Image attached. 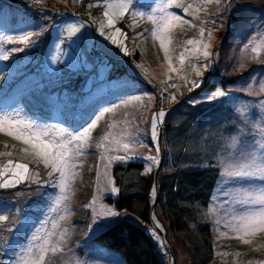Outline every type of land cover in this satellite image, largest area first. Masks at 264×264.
I'll return each mask as SVG.
<instances>
[{
    "label": "rangeland",
    "instance_id": "374dc122",
    "mask_svg": "<svg viewBox=\"0 0 264 264\" xmlns=\"http://www.w3.org/2000/svg\"><path fill=\"white\" fill-rule=\"evenodd\" d=\"M1 1L9 2V5L4 7L5 5L0 3V7H4L2 13L0 12V37L4 38L3 42H0V56L6 51L9 54L7 60L10 62L26 60L28 64L31 59L30 70L35 68V70L44 73L47 85L53 89L52 92H55V87L52 84L57 83L56 79L59 78L57 85L64 84L68 81L64 79L65 74L69 73L72 76L69 81L80 84V87L83 86L82 95L85 94V96L81 98L87 100L90 95L89 90L97 85V82L98 84L105 83L107 75L111 78V73L115 74L119 60H124L125 64L131 62L129 63L131 72H135L134 68L137 66L140 71L146 74V80L150 85H155L154 91L149 92L146 97H142L140 100H135L132 97L127 99L130 101L128 104H121V102L115 104L118 107L110 112L112 113L110 118L116 125H112L108 120L110 124L107 128H110L111 131L103 142L104 147L100 148L97 153L84 155L76 161L78 166L75 172L77 175L75 179L69 180L68 189L63 193L59 187L45 183L51 179L48 176L51 169L45 167L43 161L34 155L30 144L9 135L7 131H0V169L8 160L29 166V179L16 184L9 191H7L8 188L0 187V216L7 217V220H0V264H21V258L26 255L22 249L27 248L33 234L39 236L44 231L54 232L51 240L58 238L59 241L66 243L68 238H73L77 243L74 244L75 247L79 245L86 251L91 250L101 254L102 248L92 244L93 236L101 231L90 230L92 217L95 211L99 210L100 205L116 211L107 198L118 195V192L105 193L102 190L105 183L103 176L105 163L108 159H112L107 175L113 180L112 186L118 189L112 173L113 167L119 162L128 161L115 160V156L156 157L159 164H154L152 171L147 174L151 177L152 186L154 185L155 189V178L162 169L160 152H157L156 147L152 146L149 137L152 114L157 106L170 107L176 100L185 97L195 88H202L203 76L207 73V68L204 65L206 62L212 65L213 57L212 55L209 58L203 57L199 66L194 68L192 64L189 65L188 63L195 57L185 52L186 49H191L193 46L188 45L186 41L189 39L202 41L209 45L207 51L213 54L221 39V28L226 25V20L223 21V19H227L228 14L225 13L231 11L237 0H220L219 3H214L216 0H132V6L129 10L124 13L123 17L116 16L115 22L111 25L108 23L107 17L104 16L105 11H111L105 8V4L119 3L121 0ZM221 3L222 6H220ZM166 4L171 5L168 11H174L179 15H186V13L183 12L182 7L176 8L175 4L182 6L191 4L192 8L189 9V12L195 13L197 12L196 9H199L198 12L203 11L209 20V12L212 11L217 17L215 24L221 25V20L224 23L222 27L220 25L215 28L208 27L210 30L205 31L203 37L198 34L200 32L196 28L199 26L194 24V20L193 25L177 24L176 27L172 28L169 32L172 37V43L168 45L169 56L172 66L177 69L172 72L168 71V60L160 48L159 41L154 39L151 31H149L154 27L148 19L149 15L158 18L159 9ZM137 12L144 15L142 17L134 15ZM233 14L235 13L233 12ZM212 21L214 22L213 18ZM73 23L77 25L82 23L84 27L75 36L70 37L68 25ZM231 23L238 26L243 24V22L236 21L235 17ZM101 24H103V33L101 32ZM28 27L32 29L29 30ZM187 27L191 28L187 29ZM116 29H120V32L118 33ZM29 32L39 33V35L30 37L31 42L28 44L20 42L18 37ZM139 33H143V35H138ZM110 36H116L120 43L113 44L109 39ZM7 37L13 39L9 41ZM44 39L45 43L43 42ZM17 47L24 49V51H12ZM125 48L127 51L124 50ZM201 50L204 51V49ZM137 51L140 55L138 61L134 59ZM181 53H185L183 64L180 62ZM1 59L0 63L7 61ZM252 64V61H244L240 68L243 67V70H247ZM197 72L201 75L197 76ZM98 76L101 77L102 82ZM254 76L250 80V87L257 78V75ZM13 79L10 74L1 75L0 92L4 89L5 93L7 85ZM95 81H97L96 84H94ZM194 83L195 87L193 86ZM156 90L159 91L158 94H155ZM217 93H223V95H217ZM224 96L230 95L222 87H219L212 92H203L199 98L190 101L216 102ZM0 115L29 122L23 116V112L20 113L15 107L0 109ZM101 123L103 126V121ZM32 124L37 130L48 128L57 137L60 136V133L51 125H45L41 122ZM138 128L141 129L143 143L137 142L135 139ZM121 136H123L121 146L117 148L113 141L120 139ZM124 143L129 144L127 150L122 147ZM90 144L92 145V143ZM136 160L144 163L145 173L148 166L147 162L140 159ZM98 170L101 173L99 181ZM10 176L11 173L0 176V184ZM252 183L258 185L261 181L240 179L232 182L228 176L221 180L214 203L207 212V218L213 220V225H215L217 239L215 258L210 264H264V231H257L243 238L231 231L232 224L230 222L233 215L248 207L234 202L236 189L238 186H246ZM61 197H66V199H61ZM93 197L97 198L95 209L88 206L92 204ZM153 201L151 202V221H143L129 211H116L120 213L118 220L123 217H130L138 224L146 227L153 239L154 248L160 253L164 264H195L187 246L170 230L168 221L161 213V209L156 207ZM153 214H155V219ZM44 221L47 223L41 227ZM53 224L56 225L55 229H53ZM38 229L40 232H37ZM221 232H225L226 235H221ZM40 242L39 240L33 241V243ZM52 243L57 246L56 241H52Z\"/></svg>",
    "mask_w": 264,
    "mask_h": 264
},
{
    "label": "trees",
    "instance_id": "16d2710c",
    "mask_svg": "<svg viewBox=\"0 0 264 264\" xmlns=\"http://www.w3.org/2000/svg\"><path fill=\"white\" fill-rule=\"evenodd\" d=\"M0 3L4 7L9 5L6 1ZM4 7H0L1 13ZM232 9L225 13L228 14L227 19H223L226 25L221 28V39L213 51V63L203 76L202 88H195L170 107L157 106L153 112L166 114L158 129L162 171L155 178V191L151 177L144 175L143 162H119L112 171L118 195L107 198L116 211H129L146 222L151 221L154 200L170 230L187 246L195 264H210L215 258L216 228L213 220L207 218V212L214 203L221 180L227 176L221 174L226 168L231 169L228 166L234 162L248 163L253 156L261 158L264 152L259 143L264 141V132L260 130L264 127V0H237ZM184 16L191 19L192 25L194 20L199 31L200 27L213 25L215 15L210 11L209 20L203 11ZM234 17L243 24H232ZM223 25L222 22L220 26ZM138 53L134 55L136 61L140 57ZM192 57L195 58L188 64L196 68L204 57L202 50L200 55ZM31 61L28 64L26 60L0 63V76L10 74L14 78L6 92L4 89L0 92V109L15 107L30 123L41 122L56 130H82L81 126H87L85 122L90 123L103 108H111L132 97H146L155 87L137 66L135 72H131V62L125 64L124 60H119L115 74L111 73V78L107 75L105 83L98 76L102 83L98 84L99 79H96L94 84L97 82V85L84 100L81 98L85 96L83 86L71 83V74H65L64 79L68 81L64 84L57 85L59 78L56 79L57 83L52 84L55 92H52L45 74L35 68L30 70ZM244 61L253 64L243 70L240 66ZM254 75L257 78L250 87ZM219 87L230 96L216 102L190 101ZM111 114L105 113L103 120L97 122L84 149L85 155L100 151L96 145L103 144L104 137L111 131L107 128L108 120L116 125ZM149 137L153 146L150 131ZM7 188V191L13 189ZM52 241L62 250L49 251L45 264H164L146 227L130 217L119 219L93 236V246L101 247L100 253L104 255L86 251L79 245L75 247L73 238H68L66 243L58 238Z\"/></svg>",
    "mask_w": 264,
    "mask_h": 264
},
{
    "label": "snow or ice",
    "instance_id": "6c2138e0",
    "mask_svg": "<svg viewBox=\"0 0 264 264\" xmlns=\"http://www.w3.org/2000/svg\"><path fill=\"white\" fill-rule=\"evenodd\" d=\"M220 0H217L219 3ZM91 6V5H89ZM132 6V0H121L119 3H106L105 8L111 11H105L104 16L107 17L108 23L111 25L115 22L114 18L116 16L123 17L124 13L129 10ZM171 5L166 4L164 7L159 9L160 15L157 18L154 15H149L148 19L151 21L154 26L151 31V34L154 39L159 41L160 48L164 51L165 58L168 60V71H176L172 66L171 57L169 56V47L168 45L172 43V37L169 35V32L172 28L176 27L177 24H188L192 25L191 19L187 18L184 15L176 14L174 11H168V8ZM176 8H183V12L188 14V16H193L194 13L189 12V9L192 8L191 4L187 6H182L181 4H175ZM198 12L199 9H196ZM134 15L143 16V13H134ZM199 19V17H196ZM214 23L212 28L218 27L215 24V16L212 17ZM222 23V20H221ZM84 27V24H69L68 25V35L75 36L81 31V28ZM209 26L200 27L199 32L201 37H203L206 28ZM119 33L120 29H116ZM101 32L103 33V24H101ZM33 35L38 36L39 33L29 32L26 35H21L18 37L19 41L25 44H28L30 37ZM138 35H143L139 33ZM12 37H7V40L11 41ZM109 39L113 44L120 43L117 40L116 36H110ZM125 39L127 37L125 36ZM4 38L0 37V42H3ZM188 45H192L191 49H186L185 52L191 55H200L201 49H204L202 55L205 58L211 57V53L207 51L209 47L208 44L203 43L202 41H194L189 39L186 41ZM127 51V49H124ZM12 51L21 52L24 51L22 48H14ZM255 51V49H253ZM185 53H181L180 62L183 64ZM2 59H9V54L5 51L2 56ZM206 68L211 67L210 63H205ZM191 67V66H190ZM201 75L197 72V76ZM195 87V83L193 84ZM217 95H223V93H217ZM135 100H140L142 97H133ZM129 100L125 99L121 101V104H128ZM118 105L113 104L111 108L105 107L98 115L95 116V119H91V122H85L87 126H81L82 130H69L66 128H60L57 131L60 133V136L57 137L51 130L48 128L35 129V126L23 119L10 118L7 115H0V131H7L11 136H15L18 139L24 140L25 143L30 144L34 155L40 158L45 167L50 168L48 176L51 178L45 183L50 184L53 187H59L61 192H65L68 189V182L70 179H75L77 173L75 169L77 168L76 161L81 159L85 155V147L88 142L91 140L92 130L97 127V122L104 117L105 113L113 112ZM164 111H159L154 113L151 121V130L150 135L153 140V146L156 147L157 152L159 151L158 147V137H159V124L162 122V119L165 117ZM264 132V127L260 129ZM107 139V136L104 137ZM114 139V143L117 148L121 146V140ZM137 142L143 143L141 139V129H137V136L135 138ZM260 147L264 149V141L259 142ZM98 149L103 148L104 145L99 143L96 145ZM122 147L127 150L129 148L128 143H124ZM27 151V149H25ZM261 158H264V152L261 153ZM257 158L253 156L250 163L236 164L235 162L232 165H229V168L233 170H228L226 168L225 172L221 175H227L232 182L240 179H251L259 180L260 184H248L246 186H238L236 189V195L234 197V202L242 205H246L243 211L238 214H234L232 217L231 231L235 232L241 238L245 236H250L257 231H264V159ZM115 160L118 161H129V160H144L147 162V170L144 175L149 174L152 171V166L154 164H159V160L154 156H115ZM112 163V159H108L104 165L103 176L105 178V183L103 185V192L105 193H117L118 189L113 187L112 178L108 177V167ZM14 165V166H13ZM82 166V165H81ZM8 173H11V176L8 179H5L0 187H14L16 184L21 183L24 180L29 179V166L27 164L15 162L13 160H8L7 163L0 169V176H4ZM101 176L99 170L97 171L98 181ZM155 189L153 190V192ZM227 195V194H226ZM61 199H66V197H61ZM96 197H93L92 204L88 205L95 209ZM120 213L114 211L112 208H108L104 205H100L98 211H95V214L92 217V224L90 225V230L99 231L103 228L109 227L111 224H114L118 221ZM155 219V214H153ZM0 220H7V217L0 216ZM47 223V221L42 222L41 227ZM157 227H160L157 225ZM227 227V225H226ZM56 228V225L53 224V229ZM40 232V229L37 230ZM54 235V232L44 231L41 235L37 236L33 234L32 240L29 241L26 249L22 251L26 252V255L21 258V264H45L46 255L51 251L52 253L57 252L58 249L51 240V237ZM221 235H226L225 232H221ZM39 240L40 243H33V241ZM247 242V241H246Z\"/></svg>",
    "mask_w": 264,
    "mask_h": 264
}]
</instances>
